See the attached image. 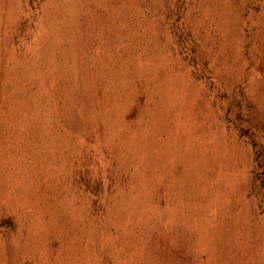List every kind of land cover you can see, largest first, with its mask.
<instances>
[{"label":"rangeland","instance_id":"374dc122","mask_svg":"<svg viewBox=\"0 0 264 264\" xmlns=\"http://www.w3.org/2000/svg\"><path fill=\"white\" fill-rule=\"evenodd\" d=\"M0 264H264V0H0Z\"/></svg>","mask_w":264,"mask_h":264}]
</instances>
